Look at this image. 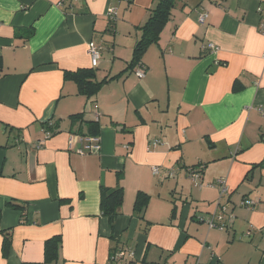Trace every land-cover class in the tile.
Listing matches in <instances>:
<instances>
[{"label":"crops","instance_id":"1","mask_svg":"<svg viewBox=\"0 0 264 264\" xmlns=\"http://www.w3.org/2000/svg\"><path fill=\"white\" fill-rule=\"evenodd\" d=\"M155 4L0 0V264L43 263L56 235L50 264H109L119 247L133 264H264V0H178L159 42L129 69ZM92 40L102 46L97 79L108 80L87 98L64 72L93 68ZM89 121L98 151L70 145ZM192 166L204 169L201 186ZM219 178L223 193L209 186ZM118 186L124 203L111 226L101 190ZM139 191L151 198L141 214ZM10 200L28 204L26 222ZM215 213L229 226L210 228Z\"/></svg>","mask_w":264,"mask_h":264},{"label":"trees","instance_id":"2","mask_svg":"<svg viewBox=\"0 0 264 264\" xmlns=\"http://www.w3.org/2000/svg\"><path fill=\"white\" fill-rule=\"evenodd\" d=\"M129 6H131L134 0H127ZM178 0H156L155 6L151 9V13L148 16L147 20L139 27L141 32L140 38L138 39L134 51L133 58L129 64V69L135 68L136 65L142 64L143 56L147 48L153 44L158 43L163 30L166 25L172 18L173 10L175 9ZM112 23V22H111ZM114 22L112 24V27ZM93 68H82L76 71L65 70V78L71 79L76 83L78 93L90 98L97 94L102 85L108 80V78H104L102 80L97 79L96 70ZM120 74L115 77L120 76ZM240 86L237 84L235 89H239ZM82 117V113H77L71 115L72 119H80ZM88 126V134H84L81 132H75L73 134L79 135H90V136H98L99 135V124L94 121L87 122ZM47 130L51 132L55 128L53 124L47 125ZM53 134V132H52ZM263 162L259 164H255L253 169L262 165ZM200 169V174L202 177L203 167L202 166H192L191 169ZM125 190L122 186L109 188L103 187L101 190V210L102 213L109 217L111 226L114 225V221L116 217L120 214L122 205L124 203ZM248 200V199H246ZM245 200V201H246ZM252 200V199H249ZM150 201V195L145 191H139L136 199H135V211L137 214H141L145 208L147 207ZM244 201V203H245ZM254 201V200H253ZM8 205L14 209L21 211L22 214V222H26L27 213H28V204L25 202H19L15 200H10ZM246 205V204H245ZM255 206V202L253 208ZM12 229L2 230L4 234V239L2 242V252L5 257H8L10 251L12 249ZM62 246V236L56 235L46 240L45 242V260L43 263L41 262H33L27 264H50L57 262L59 258V252ZM122 253L121 258L115 261V254ZM133 264L134 261H131L125 252L123 247H119L118 250L113 249L112 254L110 255V263L109 264ZM142 264H150L146 261H143Z\"/></svg>","mask_w":264,"mask_h":264},{"label":"built area","instance_id":"3","mask_svg":"<svg viewBox=\"0 0 264 264\" xmlns=\"http://www.w3.org/2000/svg\"><path fill=\"white\" fill-rule=\"evenodd\" d=\"M60 5H62V2L59 3ZM114 14H116L115 10L112 9L109 12V16L111 18H113ZM208 17V12L207 11H202L199 14V22L201 24H203L206 19ZM259 31L262 33V35L264 36V15H261V19H260V23L258 26ZM205 49H210L212 51H216L218 49V47L213 43V42H208L207 44L204 45ZM89 53L91 55L92 58V64L93 67H97L100 65V61L102 59V46L100 44H98L95 40H92L89 42ZM136 74L139 77H144L146 75V70L144 68H138L136 70ZM52 135V132L50 130H46L45 131V138L42 140L40 139L38 141V147H41L45 140L48 139L50 136ZM75 138L79 139L81 142H83L85 150L88 151H98L100 149V142H99V137L98 136H84V135H79V134H72L70 136V145L72 146L74 143ZM158 143V141H155V144ZM80 152L82 153L83 150H80ZM200 169H190L188 171L189 173V177L191 178V180L193 181L195 186H201L202 183L200 182V178H201V174H200ZM153 171L155 174L159 173L160 168L159 167H154ZM174 171H170V174L173 175ZM216 185L221 186L222 188V193L226 191L225 188V180L223 178H219L217 179L215 182H211L209 186L211 187H215ZM245 204L248 208H253L254 205V201L253 200H246ZM199 219L202 220L203 218L199 216ZM217 220H219L220 222H218ZM223 216H221L218 213H215L214 215H212L211 219H209V226L210 228H218V229H225L226 227L229 226V223H223ZM230 220H232V217H230ZM251 231H248L247 234H250ZM122 253H116L115 254V261L119 260L121 258Z\"/></svg>","mask_w":264,"mask_h":264},{"label":"rangeland","instance_id":"4","mask_svg":"<svg viewBox=\"0 0 264 264\" xmlns=\"http://www.w3.org/2000/svg\"><path fill=\"white\" fill-rule=\"evenodd\" d=\"M164 180H166V179H164ZM188 185H190V184L188 183ZM255 198L257 199L258 197H255ZM150 200H151V198H150ZM155 200H156V199H155ZM154 202H156V201H153V203H154ZM149 203H150V201H149ZM153 203H152V204H153Z\"/></svg>","mask_w":264,"mask_h":264}]
</instances>
